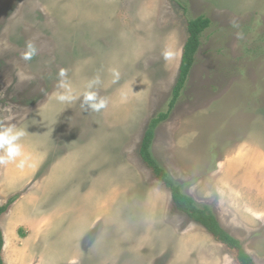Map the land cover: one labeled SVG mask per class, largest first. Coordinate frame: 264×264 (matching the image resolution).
<instances>
[{
	"label": "rangeland",
	"instance_id": "obj_1",
	"mask_svg": "<svg viewBox=\"0 0 264 264\" xmlns=\"http://www.w3.org/2000/svg\"><path fill=\"white\" fill-rule=\"evenodd\" d=\"M202 16L211 26L152 154L264 264V0H0V122L25 130L31 158L0 165V206L16 198L0 218L4 264H239L139 153ZM28 40L39 52L25 61ZM61 68L78 96L99 77L107 108L58 102Z\"/></svg>",
	"mask_w": 264,
	"mask_h": 264
},
{
	"label": "trees",
	"instance_id": "obj_2",
	"mask_svg": "<svg viewBox=\"0 0 264 264\" xmlns=\"http://www.w3.org/2000/svg\"><path fill=\"white\" fill-rule=\"evenodd\" d=\"M210 26L211 20L203 16L188 21V37L183 49L180 70L168 110L161 112L150 121L141 142L139 153L142 162L152 172L155 179L170 190L173 206L177 211L188 216L196 224L201 225L217 242L225 245L234 253L239 264H255L253 258L246 252L242 242L222 227L214 211L209 206H199L194 198L185 194L182 184L177 183L152 154L157 128L169 119L176 108L195 64L196 55L201 46V36ZM15 201L16 198L11 197L5 205L0 206V218L8 211ZM4 245L5 240L0 228V264H4L2 258Z\"/></svg>",
	"mask_w": 264,
	"mask_h": 264
},
{
	"label": "clouds",
	"instance_id": "obj_3",
	"mask_svg": "<svg viewBox=\"0 0 264 264\" xmlns=\"http://www.w3.org/2000/svg\"><path fill=\"white\" fill-rule=\"evenodd\" d=\"M39 52L38 47L33 40H28L25 44L24 50L21 52V58L25 61L31 60ZM165 59L170 57V53L164 51L162 53ZM118 75V73H115ZM21 81L31 79V77L18 74ZM57 87L62 89L58 92L56 99L60 103H71L78 98H81V106L86 110L100 112L108 106V99L102 97L94 89L99 86L102 81L96 77L88 82L85 90L79 94L74 92L69 80L67 79V70L59 69L57 73ZM25 135V130L17 127L13 123L0 122V165L15 164L21 170L31 166V158L23 151L21 143Z\"/></svg>",
	"mask_w": 264,
	"mask_h": 264
}]
</instances>
